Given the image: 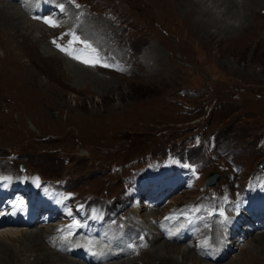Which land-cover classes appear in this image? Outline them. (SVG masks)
<instances>
[{"label":"rangeland","instance_id":"1","mask_svg":"<svg viewBox=\"0 0 264 264\" xmlns=\"http://www.w3.org/2000/svg\"><path fill=\"white\" fill-rule=\"evenodd\" d=\"M146 1L153 0H68L72 11L87 17V28L93 22L97 31L93 32L94 25L91 36L85 39L73 30L80 44L74 43L69 31L60 34L52 23L42 29L44 38L29 34L38 40L34 49L18 53L41 56L51 49L58 57V62L41 63L34 86H19L9 76L17 58L15 53L4 55L0 46V174L18 180L37 175L62 190L69 199L67 212L74 213L70 218L82 215L88 203L116 201L113 208L122 219L114 225L126 233L134 227L128 224V215L137 208L145 214L153 206L167 211L181 207L197 213L202 231L205 224L199 217L209 215L218 221L220 216L214 215V209L234 213L233 208L239 209L238 199H245L240 207L249 203L250 194H243L264 162V46L258 42L264 40V5L256 11L255 21L250 18L253 28L257 27L254 35L235 43L209 40L200 29L185 23L175 0H170L167 13L158 3L164 15L157 16L153 8L145 6ZM51 10L53 7L47 8L46 14ZM46 14L35 16L46 19ZM1 33L0 41L4 38ZM93 39L98 42L93 44ZM88 40V46L82 44ZM58 44L62 49H57ZM91 44L99 46L95 49ZM147 57L152 61L148 63ZM70 64L84 67L90 78L71 73ZM149 172L158 179L151 190L162 187L164 194L168 185L182 180L180 177H188L192 183L158 205L142 199L136 206L137 201L126 196L129 177H145ZM211 174L218 180L207 187ZM22 194H26L24 190ZM253 194L248 210L255 218L264 212L262 186H256ZM158 199L161 201L162 193L155 202ZM251 220L243 218L241 225L234 219L233 228L238 232L226 233L228 238L221 235L230 252L212 264H264V227L257 219L249 224ZM180 221L187 222L184 218ZM58 224L56 219L46 226ZM215 227L210 221L208 239ZM4 228L25 229L0 226V231ZM6 243L17 246L19 241ZM174 245L188 248L193 243ZM25 255L20 253L19 260ZM33 255H28L29 262H33ZM126 258L132 257L111 262ZM177 258L181 260V256ZM140 260L147 263L138 257L134 264H143Z\"/></svg>","mask_w":264,"mask_h":264},{"label":"bare ground","instance_id":"2","mask_svg":"<svg viewBox=\"0 0 264 264\" xmlns=\"http://www.w3.org/2000/svg\"><path fill=\"white\" fill-rule=\"evenodd\" d=\"M59 1L60 0H48L44 6L46 10L47 8L53 7V10L49 12L51 13L57 9L56 3ZM171 1L153 0L152 3L146 1L145 6L151 7V9L153 8L155 11L153 14L155 16H157L156 14L164 15V12L167 13L168 10L170 11V5L173 3L172 1L170 4L169 2ZM174 2L177 12L183 17L184 22L192 24L197 29H200V32H202L204 36H207L209 40L218 39L222 42L223 40L221 39H224L225 42L234 41L235 43L244 40V36L255 33L254 30L256 26L254 25L253 28L252 21H255L254 19L257 17L254 16L256 11L264 5V0H175ZM158 3L165 9L164 12H162L163 9L160 10L158 8ZM39 5L40 4L35 0H32L29 5L24 8L20 3H14L13 0H0V32H3L1 34H3L4 37L0 41V46L2 45L4 47V55L9 54L13 56V53H15V57L17 58L15 60L16 65L14 64L13 66V74L9 76H11V78L16 81L14 82L19 86L24 84L25 86H34L36 84L42 71L41 63L58 62L57 55H55L51 49H47L41 56L32 52H27L25 54L18 53L20 49H34L33 47L38 42V40L34 38H38V36V39L44 38L42 31L46 28L44 26H49V23L40 25L37 20L50 21L60 34L69 31L74 36L76 33L73 30H75L85 39L91 36L90 29H92L94 25L93 32L96 33L97 31V26L93 22L91 24L92 27L90 26L87 28V17L83 18L82 13L77 14L68 9H65L62 13L58 11L57 13L51 14L47 17L48 19L39 18L35 16L40 14L38 11ZM165 15L167 16V14ZM52 16L55 19H52ZM250 18H252V21ZM57 20H63L64 25L60 26V22H57ZM73 26L75 28L72 29ZM29 34L30 36L32 34L34 38H29ZM73 41L74 43H81L79 42V37L74 36ZM92 41L93 44L98 42L97 39H93ZM258 42L261 46H264V40H258ZM88 43L89 40L82 44L88 46ZM93 44H91V46L95 49L99 46V44H95V46ZM151 54L152 53H150V55ZM156 54L157 53H155V55ZM23 59L24 61H22ZM147 60L149 63L152 61V57L151 60L147 57ZM68 68V70L77 77H83L85 75V78H90L89 71L83 69L84 67L80 68L70 64ZM1 74L3 75L4 73ZM6 77L7 76H4V79ZM19 88L22 89L21 87ZM177 200L178 199H176V201ZM176 201H174L173 205H175ZM20 210L23 211L20 218H24V208H20ZM142 210L143 209L140 210L137 208L133 213L128 215V224L134 226L131 230H127V232L124 233L119 231L117 227L115 232L111 234V239L109 241L102 240L95 232H91L90 234L86 232H77L74 237V231H71L67 227L63 229L55 225H32V222H30L25 229H21L20 231H12L13 229L4 228V230L0 231V264H21L23 261V264H89L94 259L90 253L92 249L100 254L98 264H134L138 257L147 259V263L140 260L143 264H212L214 260V262L221 260L224 252L227 254L230 252V245L226 243L223 245L221 244V235L225 233V230L219 228L221 223L213 222L208 217L201 218L200 220L205 225L203 226V230L200 231L197 213L195 214L196 218H193L194 212L191 208L184 209L181 207H173L171 210L167 211L165 208L153 206V208L145 214ZM141 212L143 215L140 214ZM157 214L162 217H158ZM259 214L260 213L257 215ZM201 216L206 217L203 214H201ZM181 218L186 219L187 222L180 221ZM17 219L18 217H13L11 222L14 223ZM210 221L216 224L217 227L214 228L215 231L213 230V236L208 239L206 229L210 226ZM20 222H22V220L19 219L18 224ZM90 223L95 224L92 222ZM32 226L35 228H31ZM219 230L221 231L220 234ZM168 232L172 233L170 237L168 236ZM183 232L187 233L186 240L191 241L193 245H189L188 248L175 247V243L182 242ZM237 232V230L233 231L230 228L227 234L232 235ZM247 232L248 230L245 232L244 236L248 235ZM140 236H142L141 239ZM262 237L263 236L260 238ZM7 240L10 242L17 240L19 244L17 246H11L6 243ZM160 240L164 241L158 243ZM54 245H70L69 255L55 250ZM240 245L241 244L238 243L239 248H241ZM191 252H193L194 255ZM20 253H25L26 258L22 257V259L19 260ZM211 253H214V257L210 260L209 255ZM28 255L34 256L33 262L28 261ZM127 256H131L132 258H126V260L117 263H115V261L114 263L111 262L117 258ZM177 256H181V260H179ZM206 259L207 262L205 261Z\"/></svg>","mask_w":264,"mask_h":264},{"label":"water","instance_id":"3","mask_svg":"<svg viewBox=\"0 0 264 264\" xmlns=\"http://www.w3.org/2000/svg\"><path fill=\"white\" fill-rule=\"evenodd\" d=\"M259 167L264 169V162L261 163ZM213 180H215L214 183H212ZM217 180H218V176L211 174L210 177L208 178V180L205 182V186H207V187L213 186L217 182Z\"/></svg>","mask_w":264,"mask_h":264},{"label":"snow or ice","instance_id":"4","mask_svg":"<svg viewBox=\"0 0 264 264\" xmlns=\"http://www.w3.org/2000/svg\"><path fill=\"white\" fill-rule=\"evenodd\" d=\"M46 23H51L50 21H45ZM58 47H59V45H58ZM85 63H89V61L88 60H85L84 61Z\"/></svg>","mask_w":264,"mask_h":264}]
</instances>
